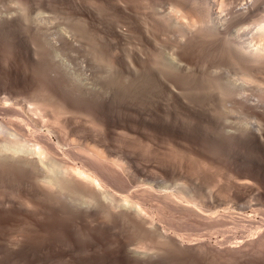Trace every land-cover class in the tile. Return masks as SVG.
<instances>
[{
  "label": "bare ground",
  "instance_id": "1",
  "mask_svg": "<svg viewBox=\"0 0 264 264\" xmlns=\"http://www.w3.org/2000/svg\"><path fill=\"white\" fill-rule=\"evenodd\" d=\"M11 1L10 7L1 2L0 31L31 38L26 50L39 75L13 77L26 91L24 96L1 95L5 84L0 85V177L19 196L11 206L36 225L42 220L36 212L29 215L33 205L61 206L75 220L87 218L107 230L102 219L130 224L135 237L123 236L127 231L119 224L123 233L110 236L111 254L138 264H165L166 257L176 253L248 258L264 244V223L254 226L252 216L218 209L221 204L203 207L198 193L185 182L178 184L171 165H151L148 159L146 163L144 154L125 139L126 144L113 140H118L114 128L127 126L153 149L166 137L173 146L184 140L188 119L201 116L227 142L264 148V0H98L111 3L118 15L112 23L109 10L101 13L112 20L106 18L111 25L106 24L104 36L91 31V23H96L92 13L68 15L64 9L61 26L60 15L47 14L33 1ZM205 57L216 62L214 68L206 67ZM198 58H205L199 61L206 66L198 65ZM194 96L207 98L208 106H196ZM109 105L124 109L125 115L112 114ZM256 168L252 164L236 171L233 184L250 188ZM34 207L30 210L39 209ZM176 216L178 223L189 218L211 229L246 222L250 230L237 237L218 229L223 238L212 242L211 236L179 233V224L175 229L171 223Z\"/></svg>",
  "mask_w": 264,
  "mask_h": 264
},
{
  "label": "rangeland",
  "instance_id": "2",
  "mask_svg": "<svg viewBox=\"0 0 264 264\" xmlns=\"http://www.w3.org/2000/svg\"><path fill=\"white\" fill-rule=\"evenodd\" d=\"M30 1H33L34 5H37L38 8L40 6V9L44 7L41 10L44 12L48 11L47 14L50 13L51 15L52 14L53 15L55 14L57 16L60 15L58 16L59 17L58 23L61 26L64 24L63 23L64 20H62L64 19L63 17V14L65 13L63 12L64 9L68 13V15L69 14L79 15L80 14L82 16L87 13H88L87 15L89 14L91 15L92 13L91 18L94 19L96 23H93V24L91 23V28H92L91 31L93 33L95 32L99 33V36L100 35L104 36L105 32L103 30H106V28L109 25H111L110 22L112 20H113L112 21L113 23L115 19L118 18L116 17L117 14L115 10L110 7V5L112 6L111 3H108V5L107 3H105L104 5V4H101V2L98 0H92V2L91 0H88V6L86 5L87 8L85 6V4H87L86 3L87 0L86 2L84 0H81V1L80 0L79 1L78 0H73V1L72 0H64V1L63 0L62 1L61 0H50V1L49 0H30ZM44 1H48L50 3L47 5L45 3H48V2H44ZM82 1L84 2V4H82L83 3ZM89 1L94 4L98 3V5L96 4L92 5L94 7L92 9L89 7L91 6V3ZM162 1L165 2V0H162ZM1 2L5 3V4L2 3V5L7 4L6 5L7 7H10L9 4L11 5L13 3V1L11 0H0V5H1ZM53 3H55L56 5H54ZM78 4H80V6ZM49 5L51 6L50 9H49ZM63 5L64 7L65 6L66 7L64 8ZM102 5L106 7L104 8ZM165 5L167 6V3ZM55 6H57L58 9ZM74 7H77V10ZM61 9H63L62 11H60L62 14L59 12V10ZM71 9L73 11H71ZM68 10H70L71 12ZM93 10H96V11H93ZM98 10L100 14L99 12H97ZM107 10H109V16H111L110 18H112V20L108 19L109 16L106 17V15L108 14H101V13L107 12ZM110 10L111 11L114 10L112 11L113 13L110 12ZM89 11L91 12L89 13ZM113 14H115V16ZM65 15L67 14H64V16ZM106 18H107V22L110 21L109 23L106 22ZM96 19L99 22H97ZM106 24L107 25L109 24V25L106 26ZM29 43L32 44L31 38H28L27 36L20 37L18 33H16L14 30L0 31V85L5 84V88L1 90V95L3 94L12 95L13 93H17V95L19 96L25 95L26 91L24 90V88L20 87L12 80L15 75L24 76L26 78L34 77V76L35 78L36 76L39 77V75L37 74L38 69L36 67L35 60L34 58H31L29 56L26 50V46L30 45ZM205 58L207 59L208 57H205ZM205 58H198V61L202 59L203 62H206ZM198 61H197L198 65L200 66L201 64L204 65L203 62H200L201 60L199 62ZM210 61L212 63H210ZM215 63H216L215 61L210 60L209 58L207 59V63H206L207 66L206 65L204 66L210 68V65L215 64ZM212 66L214 68V65ZM200 97L204 101L199 100L198 98ZM196 98L194 101L195 102L197 101L199 103L198 104L196 102L197 104L196 106H201L203 108L205 106H208L207 105L208 102L206 101L207 98L204 99L205 98L204 96H196ZM201 102H204L205 104L206 103L207 104L205 105ZM77 108H78V112L82 114L83 111L80 110L79 105L77 106ZM107 110L110 111L112 114L116 113L119 116L125 115L124 109H118L112 105H109ZM235 114L241 118L244 117V114L240 112H237ZM192 119L191 121L189 118L187 121V123H189L190 125L189 126L190 130L189 129L187 131L184 130V134H185L184 140H180L179 143H176L173 146L171 145L170 140L167 139L166 137V139L168 140V143L166 139H163V141L160 143L157 149H153L150 143L147 142L149 144L148 146L146 141H143L139 137L140 136L139 134H135V133L132 134V132L129 131V129L127 131V126L123 128L122 127H117L116 129L114 128L113 136L116 137L118 140L116 139H113V140L124 143L125 142L124 139H125L127 141V145L130 146V148L134 146L135 148L134 147L133 148L134 150L136 149L135 151H137L138 154H142V155L144 154L143 156H145L144 157L145 161L146 159H148L149 162H151L150 163L151 165H157L155 163H158V166L160 165L170 166L171 165L170 167L171 168L173 167V169L175 168L174 170L177 171L176 173L178 176V181H177L178 184L181 185L182 183L185 182L186 184L190 186L189 189H193L196 194L198 193V195L202 198V200H204L203 207L208 208L209 204L213 203V205L215 204L214 206L216 208L219 204H221L219 205L218 209L226 207L228 208V210L234 211L235 215L241 212L242 213L240 215L243 214L242 216H244V214L245 216L250 215V217L252 216V218L256 222L254 226H261L264 223V148L261 146L254 145L253 143H247V142L229 143L226 141V139H223L222 135L216 129L212 128L211 125H208L206 118L199 116L196 118L192 117ZM189 121H191V123ZM126 131L128 133H126ZM122 132L124 133V135L121 134ZM125 134H127V136L132 135L134 137L129 136L128 138ZM135 135L136 136L139 135L138 138L142 141H139V139H137ZM187 137H189L190 139ZM165 146H167L168 148ZM148 147H149V151L147 152L149 153L146 152V150H148ZM171 147H173V149ZM174 147H177L178 149ZM140 149L143 150L144 152H142ZM174 149L175 150L177 149L178 153H176L177 151H174ZM169 153H172V154L169 155ZM174 153L178 155L179 158L176 155H175L176 157L175 156L173 157L172 155H174ZM155 154L157 157L155 156ZM167 154L168 156L165 157ZM150 155L153 157H150ZM169 156L173 158H170ZM161 157H163V161ZM153 158H154V161H153ZM174 158L176 160H174ZM157 159H158V162H157ZM171 159H173V161ZM177 159H181L182 162L181 160H177ZM148 160L146 161V163L148 162ZM170 160L173 162L172 164L169 163L171 162ZM178 161L179 163L180 162L181 163L180 164L177 163ZM162 162L165 164H162ZM252 164H256L258 166V168L254 169L256 177H254L253 179V185L247 189H238L233 184L234 183L233 179L237 174L236 171L238 172L240 171V169L241 170L248 169L249 166H251ZM150 169L153 170L151 166H150ZM0 183H1L0 185V196H1L0 204L3 205L2 202H5V203L8 202L6 206L8 205L7 207L9 208L8 209L6 206L4 207L5 203L3 205V209L1 208L2 206L0 205V208H1L0 209V264H138L135 261H130V260L123 258L121 254H116V255L115 253L111 254L113 253L111 252V249H112L111 247L112 245H114L112 234H115V235L120 234V231L123 233V230L121 228L124 226L123 229L126 228L124 230L127 232L126 234L121 233L123 236L131 235L130 237H132L133 235H135L134 228L130 224H126V223L124 224V222H122L121 224V221L119 220H114L113 222L110 220L108 221V220L102 219L104 222L106 221L105 225L108 228L107 230V229H103L100 226L94 225V222L90 221L91 222L90 224V222L87 221V218H85L84 220H81L76 217L77 219L75 220V217L73 216V214H71L70 216V212L66 211V209H65V212L67 214L65 212L63 213L64 209L61 206H55L54 208L53 207L46 208V206H44L45 207L44 208L42 205L40 207L39 205L36 207H34L33 205L30 208L38 207L39 209H36L35 211L34 209H31L32 214H31L30 208L27 209L29 211L28 212L29 215H33V213L35 214L36 212L37 214L34 216H38V218L40 217L42 221H40L39 224L41 223L43 224V226H40L39 224L36 225L35 223H33L31 219L29 220V217L21 213L23 210L21 209L19 210L16 207L19 210L18 211L16 210L15 207L11 206L12 200L16 202L15 200L19 198L16 191L14 192L12 188L9 187L7 182L1 179V177H0ZM2 185H3V188H2ZM5 189L7 190V192ZM10 192L12 193V195H10L11 194ZM6 194L8 196H6ZM2 195L4 196V198ZM16 195L18 197L15 198ZM11 196H14V197H11ZM203 196H205V198ZM1 198L3 199L1 200ZM56 207L57 208L61 207L62 209L61 208L60 209L62 211L60 209H57ZM43 208L47 209L45 210L47 212H45ZM52 209H56L57 211L54 210L55 211L54 212L52 211ZM39 211H42V212H39ZM51 212L54 214H52ZM39 213L40 215H38ZM56 213H59V215H57ZM66 215L67 216L69 215V216L67 217ZM43 217H46V219H43ZM177 217L178 216H176L172 220L171 223L172 225L175 226V229H176V226L179 224L177 226L179 230L178 229L177 230L179 233H182L185 236H191V237L202 236L203 238L204 236H206V238H209V236H211L210 238L212 240L210 238L209 239L212 242H214V240L216 239L215 237L217 236H218L217 240L221 236H222L221 238H223V235H221L223 233L222 230H220L222 233L218 231V229H222L223 227L212 228V229L210 227L206 228L207 227L206 225H205L206 227H204L203 224L200 225L199 222H195V220L192 218L191 219L193 222L190 221L189 218H186V219L184 218L187 221L186 223V221L183 220L182 218L181 223H178ZM71 218H74L73 219L74 222L72 221ZM175 219H176V225L174 224ZM179 222H180V218H179ZM190 222L192 224L196 223L197 226L190 225ZM80 223L81 225H78ZM76 224L77 226H75ZM119 224L122 227H120ZM228 225L227 226L230 227L229 232H226L228 231L227 230L228 227H226L225 229L223 228L224 236L234 234L235 236L240 237V235L246 236L249 234L248 231L250 230V226H248L246 222L243 224L244 226L242 225L239 226L237 223L236 224L229 223ZM89 226L91 228H89ZM117 226H119L121 230ZM127 228L128 229L130 228L131 230H128ZM208 229H210V231ZM110 236L112 237L110 238ZM235 236H233V239L230 236H228V238H230V240L235 241L234 239ZM103 247L104 248L107 247L106 248L107 250L104 249ZM60 253L64 254V256L61 255ZM176 254L168 255L166 257L165 264H197V263L198 264H201V263L202 264H264V244L261 245L259 249H256V251L253 252V254L249 256L248 258H241L239 256H222V254H218L215 252L207 256L197 255L196 258L195 256L185 257L182 254H178L179 256Z\"/></svg>",
  "mask_w": 264,
  "mask_h": 264
}]
</instances>
